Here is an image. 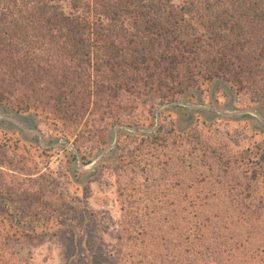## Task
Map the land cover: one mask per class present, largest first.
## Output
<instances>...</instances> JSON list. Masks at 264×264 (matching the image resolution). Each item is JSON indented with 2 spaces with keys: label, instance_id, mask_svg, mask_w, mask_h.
I'll list each match as a JSON object with an SVG mask.
<instances>
[{
  "label": "trees",
  "instance_id": "trees-1",
  "mask_svg": "<svg viewBox=\"0 0 264 264\" xmlns=\"http://www.w3.org/2000/svg\"><path fill=\"white\" fill-rule=\"evenodd\" d=\"M220 87L264 103V0H0V106L80 144L99 151L109 127L140 126L131 117L147 99ZM125 141L114 264H264L252 151L168 121ZM48 181L24 144L0 140V264L18 260L13 244L65 231L68 197Z\"/></svg>",
  "mask_w": 264,
  "mask_h": 264
},
{
  "label": "rangeland",
  "instance_id": "rangeland-1",
  "mask_svg": "<svg viewBox=\"0 0 264 264\" xmlns=\"http://www.w3.org/2000/svg\"><path fill=\"white\" fill-rule=\"evenodd\" d=\"M174 1L180 3L181 0ZM63 6L68 11V1H64ZM180 101L208 105L221 110L251 109L264 117L263 102L254 100L246 93L239 96L226 93L222 87L216 90L210 88L205 94L191 91L181 97ZM158 105L157 99H147L138 105L131 120L140 123L137 127L153 128ZM21 115L30 116L41 131L46 145H50L57 138H66L76 146L84 165H88L96 157L98 150L93 143H78L75 135L51 127L34 113ZM166 121L176 123L181 130L195 126L207 141L213 144L224 142L233 152L250 150L264 167V124L250 114L222 117L210 111L196 112L194 109L171 107L160 113V122ZM111 131L109 127L108 139L112 138ZM125 136L126 131H120L118 148L115 153L106 155L97 170L82 171L78 167L76 155L71 151L59 147L42 148L36 142V136L20 132L10 127L8 122L0 121V140H19L24 144L30 150V155L37 160L42 172L49 177L48 187L58 189L61 194L64 192L70 203L68 221L63 226L65 231L57 235H39L35 240L13 244L12 248L18 260L12 264H83L82 261L85 260L88 264L115 263L120 211L116 197L114 166L126 151ZM110 143L103 145L104 148ZM4 202L9 204L8 200ZM58 206L65 212L64 206ZM80 239L82 246L78 247ZM95 258H100L101 263H96Z\"/></svg>",
  "mask_w": 264,
  "mask_h": 264
},
{
  "label": "water",
  "instance_id": "water-1",
  "mask_svg": "<svg viewBox=\"0 0 264 264\" xmlns=\"http://www.w3.org/2000/svg\"><path fill=\"white\" fill-rule=\"evenodd\" d=\"M176 106H185L191 109H212L214 111L219 112L222 114L221 111H218L212 106L203 105V104H189L184 103L182 101H173V102H166L157 106L155 111V126L153 128H142V127H134L129 125H116L111 131V143L109 146L102 148L98 151L96 157L88 164L84 165L81 161V157L79 154L78 149L76 146L69 142L66 138H57L54 140L50 145H46L44 139L42 137L41 131L37 128L35 123L32 121L30 116H22L19 113L13 112L10 109L4 108L0 106V121L8 122L10 127H14L18 129L20 132H25L31 135L36 136V142L42 147L46 149L50 148H65L68 151H71L76 155L78 167L82 171H95L98 169L100 162L106 157L107 154L115 153V150L118 145L119 140V131H126L131 134H151L155 132L158 128L160 123V113L162 110L176 107ZM236 114H250L254 116L258 121L264 124V117L259 115L255 110L251 109H238Z\"/></svg>",
  "mask_w": 264,
  "mask_h": 264
},
{
  "label": "flooded vegetation",
  "instance_id": "flooded-vegetation-1",
  "mask_svg": "<svg viewBox=\"0 0 264 264\" xmlns=\"http://www.w3.org/2000/svg\"><path fill=\"white\" fill-rule=\"evenodd\" d=\"M185 107V106H184ZM215 109H217L218 111H221V113L217 112V114H219L220 116L222 117H234L236 115H240V114H236V111L237 109H229V110H221V109H218L217 107H214ZM186 109H190V110H193L191 108H186ZM194 110H198V109H194ZM202 110H205V111H210V112H213L214 114L216 113V111L212 110V109H202Z\"/></svg>",
  "mask_w": 264,
  "mask_h": 264
}]
</instances>
